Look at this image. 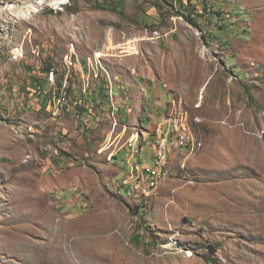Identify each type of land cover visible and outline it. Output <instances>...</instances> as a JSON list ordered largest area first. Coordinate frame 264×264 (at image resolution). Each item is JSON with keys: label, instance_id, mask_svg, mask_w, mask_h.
<instances>
[{"label": "rangeland", "instance_id": "374dc122", "mask_svg": "<svg viewBox=\"0 0 264 264\" xmlns=\"http://www.w3.org/2000/svg\"><path fill=\"white\" fill-rule=\"evenodd\" d=\"M51 66L73 112L35 93ZM0 86V264H264V0H0ZM176 96L204 148L133 193Z\"/></svg>", "mask_w": 264, "mask_h": 264}, {"label": "built area", "instance_id": "2783aa9c", "mask_svg": "<svg viewBox=\"0 0 264 264\" xmlns=\"http://www.w3.org/2000/svg\"><path fill=\"white\" fill-rule=\"evenodd\" d=\"M69 4H71V0H60L59 3L48 5V7L63 10ZM69 62L72 63L70 56L67 58L66 64L68 65ZM68 67H65L64 75L59 78L61 69L53 66L44 75L43 83H39L35 88L37 97L50 96L53 115L72 111L81 104L77 94L72 91ZM100 72L101 70L97 67L93 73L83 75L82 92L86 93L92 85V74L98 77ZM112 84L110 79V86ZM111 92L110 88V94ZM4 94V89L0 86V109ZM167 106L168 111L164 120L156 129L154 142L156 153L151 166L146 167L139 162L133 163L124 180L133 193L144 197H156L161 185L169 178L175 177V171L179 170L185 174L189 169L190 161L195 159L204 148L203 137L196 130L194 119L190 111L187 110L183 97H173ZM131 158H134V154L131 155Z\"/></svg>", "mask_w": 264, "mask_h": 264}, {"label": "trees", "instance_id": "16d2710c", "mask_svg": "<svg viewBox=\"0 0 264 264\" xmlns=\"http://www.w3.org/2000/svg\"><path fill=\"white\" fill-rule=\"evenodd\" d=\"M176 1H178V0H176ZM156 6H158V4L156 5ZM53 66H51V67H48L46 70H45V73H44V75L46 74V72L47 71H49L51 68H52ZM62 67H60V69H61ZM100 78V77H99ZM104 78V80L102 81V83L101 82H97V86H95V87H97L96 89H95V93H96V96H98V99L100 98V99H105V100H107L108 101V104L111 102V98H110V93H109V88H111V86H110V78H108V76L107 75H102V79ZM71 81H73V79H72V77H71ZM95 81V80H94ZM93 88L94 87H92V86H90L89 87V89H88V91H90V93H91V91L93 90ZM81 105V104H80ZM79 105V106H80ZM68 112V111H67Z\"/></svg>", "mask_w": 264, "mask_h": 264}, {"label": "bare ground", "instance_id": "6f19581e", "mask_svg": "<svg viewBox=\"0 0 264 264\" xmlns=\"http://www.w3.org/2000/svg\"><path fill=\"white\" fill-rule=\"evenodd\" d=\"M45 1V5H53V4H57V3H59L60 2V0L59 1H56L55 3H51V0H44ZM41 2V1H40ZM44 4V3H43ZM28 6H30V5H24V6H21L20 4H18L17 2H8V3H5L4 5H3V7L1 8V11H5V10H8V9H11V10H15V9H22V8H26V7H28ZM37 10V9H36ZM35 10V11H36ZM2 13V12H1ZM32 13V12H31ZM30 15V13H25V15Z\"/></svg>", "mask_w": 264, "mask_h": 264}, {"label": "crops", "instance_id": "0c3cea01", "mask_svg": "<svg viewBox=\"0 0 264 264\" xmlns=\"http://www.w3.org/2000/svg\"><path fill=\"white\" fill-rule=\"evenodd\" d=\"M74 83V81H72V84ZM74 87V86H73ZM75 88V87H74ZM95 89L97 88V87H94ZM92 93H93V90L91 91ZM95 93V92H94ZM95 96H93V98H94ZM70 112H73V111H70ZM141 117H142V115L140 116V120H141ZM144 128V127H143ZM126 130H127V128H126ZM154 128L153 129H148V128H145V133H144V135H143V141L145 140V138L149 135V133L150 134H153L154 132ZM155 133H156V131H155ZM136 136V135H135ZM155 138V137H154ZM155 140V139H154ZM141 144H142V142L139 144V152L138 153H135L136 155H134V158H135V156H138V155H141L142 154V146H141ZM139 158H138V160H137V162H139L141 159V157L140 156H138ZM140 163V162H139Z\"/></svg>", "mask_w": 264, "mask_h": 264}]
</instances>
